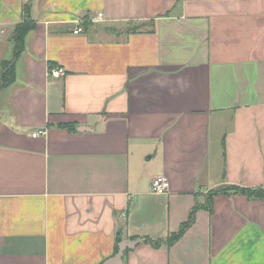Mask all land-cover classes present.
Wrapping results in <instances>:
<instances>
[{
	"label": "crops",
	"instance_id": "obj_1",
	"mask_svg": "<svg viewBox=\"0 0 264 264\" xmlns=\"http://www.w3.org/2000/svg\"><path fill=\"white\" fill-rule=\"evenodd\" d=\"M28 20L0 89V264H102L118 231L142 241L123 264H264V199L208 197L264 189V0H0V63Z\"/></svg>",
	"mask_w": 264,
	"mask_h": 264
},
{
	"label": "trees",
	"instance_id": "obj_2",
	"mask_svg": "<svg viewBox=\"0 0 264 264\" xmlns=\"http://www.w3.org/2000/svg\"><path fill=\"white\" fill-rule=\"evenodd\" d=\"M33 21H26L23 24L16 26L13 29L11 35V42L13 44V58L11 61L0 63V89L9 86L14 81V61L20 55L23 50V40L25 36L30 33L34 29ZM244 195L249 199L260 200L264 199V189H242L239 187L231 186L224 189H218L214 191H210L208 193V197H212L214 195ZM185 227H183L182 231L179 235L184 232ZM178 235V236H179ZM177 236H173L170 238V241L176 240ZM117 252V246H115L114 254Z\"/></svg>",
	"mask_w": 264,
	"mask_h": 264
},
{
	"label": "built area",
	"instance_id": "obj_3",
	"mask_svg": "<svg viewBox=\"0 0 264 264\" xmlns=\"http://www.w3.org/2000/svg\"><path fill=\"white\" fill-rule=\"evenodd\" d=\"M102 21V15L99 14L97 15V17L93 20L94 23L100 22ZM81 30L77 29L76 31H74V34H78L80 33ZM63 76V73L61 70L55 69V70H51L49 72V77L50 78H54V79H59ZM44 136L45 135V131H36L32 137H37V136ZM169 188V183L167 181V179L163 176H158L155 177L152 181H151V190L154 194L156 195H163L168 191Z\"/></svg>",
	"mask_w": 264,
	"mask_h": 264
},
{
	"label": "water",
	"instance_id": "obj_4",
	"mask_svg": "<svg viewBox=\"0 0 264 264\" xmlns=\"http://www.w3.org/2000/svg\"><path fill=\"white\" fill-rule=\"evenodd\" d=\"M142 241H130V240H123L120 231L116 233L115 245L117 246V252L104 261L102 264H123V258L126 251L133 250L137 245H139Z\"/></svg>",
	"mask_w": 264,
	"mask_h": 264
},
{
	"label": "rangeland",
	"instance_id": "obj_5",
	"mask_svg": "<svg viewBox=\"0 0 264 264\" xmlns=\"http://www.w3.org/2000/svg\"><path fill=\"white\" fill-rule=\"evenodd\" d=\"M3 72V71H0V73ZM224 175V169H222V172H221V176Z\"/></svg>",
	"mask_w": 264,
	"mask_h": 264
}]
</instances>
